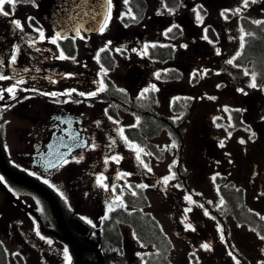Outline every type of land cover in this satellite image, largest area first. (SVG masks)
Here are the masks:
<instances>
[{
	"label": "flooded vegetation",
	"instance_id": "flooded-vegetation-1",
	"mask_svg": "<svg viewBox=\"0 0 264 264\" xmlns=\"http://www.w3.org/2000/svg\"><path fill=\"white\" fill-rule=\"evenodd\" d=\"M38 3H5L14 14L0 15L4 167L51 192L69 231L104 263L109 216L138 193L148 199L153 185L171 227L184 230L189 218L213 239L212 215L226 230L225 217L233 246L248 245L264 264V239L238 221L264 217V56L243 48L245 38L264 37V0H111L96 32L68 34L39 16ZM4 167L0 264L74 263L50 202ZM236 256L222 252V264H243Z\"/></svg>",
	"mask_w": 264,
	"mask_h": 264
},
{
	"label": "rangeland",
	"instance_id": "rangeland-1",
	"mask_svg": "<svg viewBox=\"0 0 264 264\" xmlns=\"http://www.w3.org/2000/svg\"><path fill=\"white\" fill-rule=\"evenodd\" d=\"M154 205L156 206L155 202ZM157 215L165 222L166 231L170 236L169 240L173 241L170 255L172 264H221V261L217 257L218 250L216 248L214 249L210 247V249H204L203 247H201L203 244H206L204 241L198 242V244L195 246V239H193L191 236H188V238L182 235L179 236L176 232L172 231L169 228L167 222L163 218V215H161L158 211ZM127 233L133 241L134 239L132 237V231L128 229ZM130 242L131 240L127 241L128 244ZM168 248L170 249V242L168 243ZM8 249L10 254H12V252L15 250V247L12 245V243H9ZM225 249L230 252H244L249 257V261L252 264H256L257 254L252 248H249L248 245L244 243L237 242L234 246H227ZM127 252L124 251V253L129 256V253ZM148 254L155 255V249L149 251ZM131 255L133 257L131 264H140L141 250L136 249L135 251L131 252ZM25 264H33V262L31 259H29ZM108 264H119V262L117 260H114L113 262Z\"/></svg>",
	"mask_w": 264,
	"mask_h": 264
},
{
	"label": "water",
	"instance_id": "water-1",
	"mask_svg": "<svg viewBox=\"0 0 264 264\" xmlns=\"http://www.w3.org/2000/svg\"><path fill=\"white\" fill-rule=\"evenodd\" d=\"M55 2L56 0H42L41 9L42 12L47 14L49 17L57 18L58 21L56 22H58L60 25L61 23L64 22L66 16L71 19H76L78 18V16L82 14H85V18L83 19L87 24L89 23L95 24L97 22L99 13L96 12L94 9L98 8V4H94L90 0H64V1L61 0L63 12H59L58 14L55 13L52 14L50 12V8L53 4H55ZM91 13H93V16L91 15ZM14 179L22 183L28 184L27 182H24V180H20L18 178H14ZM28 185H30L32 188L36 189L37 191L41 192L52 203V205L55 206L56 213L57 214L60 213L58 209V205L55 202L54 198L51 196V194H49L46 190L39 188L37 186L34 185L32 186L31 184ZM63 223H64V219H63ZM68 240L71 242V245L73 246L78 257V261L75 264H86L82 261L83 248L79 246V242L77 240L74 241L72 238H70V234H68Z\"/></svg>",
	"mask_w": 264,
	"mask_h": 264
},
{
	"label": "trees",
	"instance_id": "trees-1",
	"mask_svg": "<svg viewBox=\"0 0 264 264\" xmlns=\"http://www.w3.org/2000/svg\"><path fill=\"white\" fill-rule=\"evenodd\" d=\"M253 46L259 49V52H256L257 56H263V48L264 44L261 38L257 39L256 41L253 42ZM251 57H256L251 56ZM139 211L135 212L133 214V217L135 219V223L133 225L137 228V234L139 237L149 243L155 244V255H151L145 264H171V262L168 259L167 251H168V239L160 229L159 225L157 222L153 223V227L146 223L142 228L139 227L138 224L141 223V220L137 217L139 215ZM146 222V219H145ZM112 239L113 240H119L120 236L118 234H113L111 233Z\"/></svg>",
	"mask_w": 264,
	"mask_h": 264
},
{
	"label": "snow or ice",
	"instance_id": "snow-or-ice-1",
	"mask_svg": "<svg viewBox=\"0 0 264 264\" xmlns=\"http://www.w3.org/2000/svg\"><path fill=\"white\" fill-rule=\"evenodd\" d=\"M108 2H109V4H111V0H108ZM252 2L255 3L256 0H252ZM5 3H8L14 9L15 4L17 3V0H0V15H4V16L13 15L14 14V11L13 12H8V11H5L4 10V4ZM247 6H248V0H244V7H247ZM237 11H240V10L237 9ZM202 19L203 18L199 15V13H197V20H199V21L202 22ZM13 23L15 24V26L17 28H22V24H21V22L19 20H15V21H13ZM255 23H261V22L256 21ZM105 27H106V24H105ZM171 30L172 29L169 28V31H171ZM41 38H43V33L42 32H41ZM52 42L55 43V40H53ZM61 56H62V58H66V57H63V54H61ZM12 61H13V63L15 62V57L12 58ZM228 63H230V64L233 63V60H229ZM245 75H248V73L245 72ZM157 78H159V74H157ZM3 79H7V77H4V76L0 75V80H3ZM255 79H256L255 78V75H253L252 76V81L253 82L250 85V87H256ZM22 82H23L22 80L21 81H18V83H22ZM153 89H155V86H153ZM103 90H104V87L102 85L100 91H103ZM6 91L12 94V99H15V93H14V89L13 88H8ZM145 91H147V89ZM241 91H243V90L241 89ZM95 94L96 93H92L91 95H95ZM80 95H84V93H80ZM0 99H3V92L2 91H0ZM121 132H122V130H121ZM243 142L244 141H241V143H243ZM173 146H175V145H173ZM134 147H136L137 154H138V158H139V153L142 152L143 149L138 148V146H134ZM172 178H174V177H172ZM168 179L169 178L166 177L164 179V183H167L168 182ZM0 180H3V177L2 176H0ZM45 183H48V181H45ZM186 199H188L189 201H191V197H186ZM190 210L191 209H189V211ZM260 238L261 239H264V236H261ZM201 247H203L204 249L207 250V249H210L211 246L209 244H203ZM64 251H65V255L67 257V248H65ZM67 258L69 259V264H70V257H67ZM237 264H239V262H237Z\"/></svg>",
	"mask_w": 264,
	"mask_h": 264
}]
</instances>
